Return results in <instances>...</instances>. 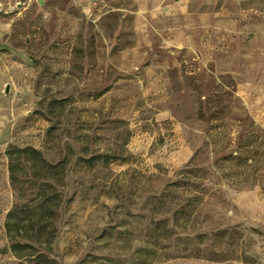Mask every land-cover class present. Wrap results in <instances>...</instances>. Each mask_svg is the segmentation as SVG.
Returning <instances> with one entry per match:
<instances>
[{"label":"rangeland","instance_id":"obj_1","mask_svg":"<svg viewBox=\"0 0 264 264\" xmlns=\"http://www.w3.org/2000/svg\"><path fill=\"white\" fill-rule=\"evenodd\" d=\"M0 264H264V0H0Z\"/></svg>","mask_w":264,"mask_h":264},{"label":"trees","instance_id":"obj_2","mask_svg":"<svg viewBox=\"0 0 264 264\" xmlns=\"http://www.w3.org/2000/svg\"><path fill=\"white\" fill-rule=\"evenodd\" d=\"M17 151L24 153V154H27V155L31 154L35 157V160L43 162V158L41 157L39 151L36 150L35 148L24 147L22 149H17ZM10 152L12 153V151H9V153ZM9 170L11 172V180L14 181L15 175H14V167L12 164V158H11ZM15 217H16V209H12L8 212L7 221H6V228H7L9 238L12 241L11 247L13 248V250H16V248L22 244L19 240H17V238H19V236H22V235L19 233V227H18L19 225H18L17 221H13L15 219ZM22 245H24V244H22ZM26 246H28V243H26Z\"/></svg>","mask_w":264,"mask_h":264},{"label":"water","instance_id":"obj_3","mask_svg":"<svg viewBox=\"0 0 264 264\" xmlns=\"http://www.w3.org/2000/svg\"><path fill=\"white\" fill-rule=\"evenodd\" d=\"M8 89H9V87L7 86V87H6V89H5V91L7 92V91H8Z\"/></svg>","mask_w":264,"mask_h":264}]
</instances>
